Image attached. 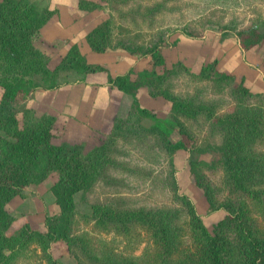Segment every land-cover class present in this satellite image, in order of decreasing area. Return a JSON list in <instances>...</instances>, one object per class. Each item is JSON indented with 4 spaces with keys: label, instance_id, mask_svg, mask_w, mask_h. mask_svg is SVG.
<instances>
[{
    "label": "trees",
    "instance_id": "16d2710c",
    "mask_svg": "<svg viewBox=\"0 0 264 264\" xmlns=\"http://www.w3.org/2000/svg\"><path fill=\"white\" fill-rule=\"evenodd\" d=\"M108 3L113 11V0ZM77 5L87 7L83 0ZM162 7L163 1L154 2L148 12L154 13ZM54 11L38 7L30 0H0V129L4 134L0 133V264H16L19 259L28 257L32 244L40 248L47 264H61L48 251L50 244L56 241L71 250H79L90 264H264V120L245 111L216 114L208 105L165 93L171 115L164 118L166 125H161L154 111L140 105L136 89L164 81L178 69L189 71L181 61L168 66L162 48L165 45L163 32L143 49L139 45L121 43L131 54L147 55L150 70H139L131 65L123 73L111 74L102 64L88 63L76 46H71L54 68H49L48 56L34 41ZM112 24L109 16L86 34L92 50H105L110 43ZM189 32L185 33L191 34ZM235 35L242 47L261 42L264 45V25L260 27L256 22L236 28ZM98 69L107 71V82L111 86L131 95L124 120L133 125L134 131L144 129L157 133L169 153L181 151L194 182L206 195L212 194L213 188L198 168L203 164L221 168L226 192L219 205L229 214L218 220L211 230L201 223L188 198L176 195L181 200L179 206L132 208L91 204L90 212L83 217L122 236L125 239L123 250H114L107 241L95 247L87 234L73 232L76 213L73 194L91 187L100 169L113 160L104 144L84 153L81 144L53 142L54 117L50 114L34 116L25 99L39 84L46 89L58 86L62 72L88 73ZM35 75L39 77L38 82L33 79ZM193 75L216 81L233 78L229 72L216 70L215 59L201 65ZM233 94L239 98L254 95L242 83L234 85ZM197 113L206 115L221 134L219 143L210 148L216 152V157L210 161L202 159L203 151L193 147L191 134L177 120L178 116ZM143 117L153 118V124L143 127L140 123ZM121 122L122 119L115 118L113 129H120ZM50 174L53 177L50 189L55 194L58 212L45 215L41 229L32 228L27 221L15 225L16 216L6 209L7 201ZM141 231L145 232L147 244L135 255L132 248L141 238Z\"/></svg>",
    "mask_w": 264,
    "mask_h": 264
},
{
    "label": "rangeland",
    "instance_id": "374dc122",
    "mask_svg": "<svg viewBox=\"0 0 264 264\" xmlns=\"http://www.w3.org/2000/svg\"><path fill=\"white\" fill-rule=\"evenodd\" d=\"M30 1L38 7L55 9L49 20L61 14L67 13L69 16L68 19H65L67 15L64 16L63 24L73 33L71 39H44L41 29L48 20L40 28L34 41L48 56L47 65L51 69L60 62L71 46H76L90 64L113 66L118 61L116 57L119 54H126L133 61L131 65L139 70H150L151 64L147 55L131 54L121 43H129L133 47L139 45L143 49L163 32L165 45L162 48L168 66L181 61L189 71L178 69L164 81L141 85L136 89L135 95L140 105L154 111L161 119V125H166L164 118L171 115L165 93L208 105L216 114L245 111L257 114L264 120L263 42L248 48L242 47L235 35L236 28L255 22L260 27L264 25V0H230L228 3L223 1L209 4L195 3L192 0H113V11L109 9L108 0H83L87 5L84 9L78 7L79 0ZM158 1H163V7L154 13L148 12L153 3ZM109 16L113 19L110 43L104 51H94L86 41V34ZM69 22L72 23L69 25ZM53 30L62 34L59 29ZM187 31L191 34L185 33ZM192 40H201V43ZM189 51L195 53V56L188 54ZM212 59L216 60V70L229 72L233 78L216 81L193 75L201 65ZM72 72H62L60 84L75 80L83 82L85 76V79L89 78L93 82L107 77V71L100 69L88 73ZM33 79L39 81L36 75ZM237 83L248 87L254 95L248 98L236 97L233 88ZM56 87L46 89L39 84L35 88L37 93L27 103V108L34 116L50 114L54 117L53 128L56 136L52 141L81 144L84 153L104 144L113 160L111 164L100 169L91 187L73 194L76 213L72 230L75 234H87L95 247L107 241L109 247L116 251L124 249L125 239L122 236L111 229L100 228L92 219L83 217L84 213L90 212L92 203L132 208L179 206L181 200L176 195H184L194 213L200 217L201 223L209 230L218 220L229 214L224 206L219 205L226 192L221 168L205 164L198 168L203 179L213 188V193L206 195L203 188L194 182L181 151L169 153L157 133L144 129L134 131L133 125L124 120L132 100L129 93L120 90L129 96V104L124 111L95 126L89 125L87 121L82 122L83 125L78 123L83 130L74 134L69 130L70 124L66 123L68 114L62 106L63 97L59 95L63 92L58 91L56 95L54 93L52 100L49 97L48 102H44L42 98L49 91L56 90ZM59 108L60 110H56ZM115 118L122 119L120 129L112 127ZM153 120L143 117L140 123L147 128L153 124ZM177 120L191 134L193 147L203 151L202 159L210 161L213 156L216 157V152L210 148L219 143L221 134L206 115L197 113L192 116H178ZM0 133L3 134L1 129ZM52 181L50 174L44 181L28 185L21 195H14L7 201L6 209L16 216L15 225L27 221L32 228L41 229L45 215L58 212L55 194L50 189ZM140 237L132 248L135 255L140 254L147 244L145 232L141 231ZM30 249V255L19 259L16 264H47L38 246L32 244ZM48 251L61 264H90L79 250H71L62 242L51 243Z\"/></svg>",
    "mask_w": 264,
    "mask_h": 264
},
{
    "label": "crops",
    "instance_id": "0c3cea01",
    "mask_svg": "<svg viewBox=\"0 0 264 264\" xmlns=\"http://www.w3.org/2000/svg\"><path fill=\"white\" fill-rule=\"evenodd\" d=\"M61 8L62 7H60V9ZM65 15H67L66 18L64 17ZM65 15L61 14L57 18L50 19L47 22L48 24L46 23L41 29V36L48 41L57 39H71L73 33L69 32V30L66 28L67 26L63 24V19H68L69 17L67 13ZM71 23L69 22L68 24L70 25ZM54 28L59 29L62 33V36L57 31L53 30ZM197 42L201 43V40H198ZM197 46L198 48L200 47L199 45ZM112 54H114V52H112ZM188 54H192L193 56H195V53L190 51L188 52ZM121 58L122 61L120 60ZM116 59H118L119 62L117 61L113 66H107V71L111 74L125 72L133 62L126 54H119ZM97 61H100V59ZM86 77L87 76H85V78ZM85 78L83 82L75 80L68 83H61L58 87H56V90H51L48 94L45 95L42 94L44 102H48V98L50 97L52 100L54 93L56 95L59 92H63V94L59 93V95L63 97L62 106L66 109V114H68V116H66L68 117L66 123L70 124L69 130L71 131V133L74 132V134H76L78 130H83L82 126H78V123H80V125H83L82 122L87 121L89 125L95 126L97 124H100V122H102L103 120L110 118L112 115L124 111L126 105L129 104V96L121 92L114 86H111L107 82V77L105 78V75V79L96 82H93L89 78L88 80ZM34 93H37L36 89L32 90L28 94L27 98L25 99L26 105L30 101V98L33 97ZM107 98H109V100H107ZM60 108L56 110H60Z\"/></svg>",
    "mask_w": 264,
    "mask_h": 264
}]
</instances>
